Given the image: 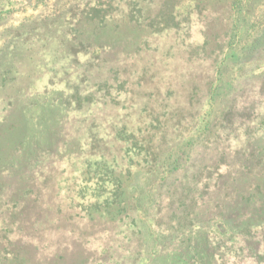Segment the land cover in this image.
I'll use <instances>...</instances> for the list:
<instances>
[{
	"label": "rangeland",
	"instance_id": "obj_1",
	"mask_svg": "<svg viewBox=\"0 0 264 264\" xmlns=\"http://www.w3.org/2000/svg\"><path fill=\"white\" fill-rule=\"evenodd\" d=\"M262 256L264 0H0V264Z\"/></svg>",
	"mask_w": 264,
	"mask_h": 264
},
{
	"label": "trees",
	"instance_id": "obj_2",
	"mask_svg": "<svg viewBox=\"0 0 264 264\" xmlns=\"http://www.w3.org/2000/svg\"><path fill=\"white\" fill-rule=\"evenodd\" d=\"M196 218V217H195ZM194 218V219H195ZM193 219V218H192ZM192 222V221H191ZM206 226H208V232H206V234H208L209 232H210V224H208V225H206ZM258 227V225H256L255 223H244V225H243V227H242V230H249L251 227ZM218 228H221L220 226H217V231H218ZM254 251V250H253ZM264 256H262V258H263ZM257 258H259V259H261V257H257Z\"/></svg>",
	"mask_w": 264,
	"mask_h": 264
}]
</instances>
